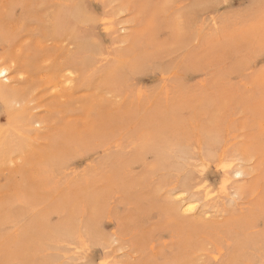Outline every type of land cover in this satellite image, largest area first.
<instances>
[{
    "label": "rangeland",
    "instance_id": "1",
    "mask_svg": "<svg viewBox=\"0 0 264 264\" xmlns=\"http://www.w3.org/2000/svg\"><path fill=\"white\" fill-rule=\"evenodd\" d=\"M259 4L0 0V264H264Z\"/></svg>",
    "mask_w": 264,
    "mask_h": 264
},
{
    "label": "bare ground",
    "instance_id": "2",
    "mask_svg": "<svg viewBox=\"0 0 264 264\" xmlns=\"http://www.w3.org/2000/svg\"><path fill=\"white\" fill-rule=\"evenodd\" d=\"M53 25V24H52ZM104 26H106V25H104ZM108 26V25H107ZM100 27V26H99ZM103 27V26H102ZM113 27V26H112ZM104 28V27H103ZM109 28V27H108ZM70 31V30H69ZM93 40H95V39H93ZM106 44V43H105ZM1 56V55H0ZM6 55H4V57H5ZM102 56V55H101ZM3 56H1V58H0V70H3V71H5V73H6V75L5 76H2V77H0V97H2L3 99L2 100H6L9 104H11V102L12 101H14V100H16L17 98H18V96H20V97H22V98H24L23 100H27V98L26 97H23V95L24 96H26V95H28L29 94V92H28V94H26V92L28 91V90H30L31 89V87H30V89L29 88H27L28 90L25 92V94L23 93V91L24 90H21V88L20 87H18L17 86V84H14V83H12V82H9V74H13L16 70H14V72L13 73H11L12 72V64H10V62H8V61H6V60H4L3 58H2ZM127 58V57H126ZM121 59V58H120ZM123 59V58H122ZM121 59V60H122ZM65 60V59H64ZM124 60V59H123ZM4 62H8L7 64H4ZM62 62V61H61ZM60 62V63H61ZM17 65V64H16ZM62 65V64H61ZM63 66V65H62ZM17 67H19V66H17ZM18 72V71H17ZM130 72H131V69H130ZM20 73V72H19ZM18 73V75H20ZM15 80V79H14ZM18 80V79H17ZM59 80H57V82H58ZM74 81V80H73ZM16 83V82H15ZM73 83V82H72ZM74 84V83H73ZM21 85V84H20ZM29 85V84H28ZM24 86V85H23ZM25 87V86H24ZM29 87V86H28ZM75 89V88H74ZM31 91H32V89H31ZM73 93V92H72ZM32 94V93H31ZM22 98L20 99V100H22ZM31 98V97H30ZM32 98H33V96H32ZM31 98V99H32ZM4 100V101H5ZM30 100V99H29ZM17 101H18V99H17ZM5 103V102H4ZM16 103H18L19 104V101L18 102H16ZM31 103H32V101H31ZM26 104V103H25ZM21 105V104H20ZM27 105V104H26ZM3 106V105H2ZM30 106H32V105H30ZM25 107V106H24ZM33 108H34V106H33ZM4 109V108H3ZM25 109V108H24ZM10 110V109H9ZM28 110V109H27ZM30 110H31V108H30ZM13 111V110H12ZM4 112V111H3ZM14 113H13V115H12V120H13V122H12V124H13V128H14V131H15V135L14 136H11V137H9V138H4L3 140H2V142H1V144H0V154L1 153H5V152H7L9 149H11V148H13V147H15V146H18L20 143V141L22 142V140L21 139H23L22 138V135H23V131L25 130V129H27V127L28 128H32L33 127V124L34 123H38L39 121L37 120V119H35L36 117H34V113L33 114H28L29 112H25L23 109H20V110H15V111H13ZM33 115V116H32ZM9 116V115H8ZM7 116V117H8ZM38 116V115H37ZM39 118V117H38ZM40 119V118H39ZM7 121H9V120H7ZM42 121V120H41ZM7 124V123H6ZM7 126H8V124H7ZM11 126V125H10ZM32 129H37L35 126H34V128H32ZM34 131V130H33ZM35 131H37V130H35ZM34 131V132H35ZM2 133V132H1ZM7 133V132H6ZM36 133V132H35ZM38 133V132H37ZM34 134V133H33ZM33 134H31V135H33ZM1 135V134H0ZM24 135H26V134H24ZM35 136H37L36 134H35ZM28 137V136H27ZM34 137V136H33ZM28 141V140H27ZM28 142H30V141H28ZM29 145V144H28ZM27 145V146H28ZM26 146V147H27ZM240 151H241V148L239 149ZM238 150V151H239ZM237 153V152H236ZM243 162H246V161H243ZM230 163H232V161L230 160V161H228V160H226V161H223L222 160V163H221V166L223 167L224 165L225 166H228V164H230ZM234 167H236V164L234 163ZM234 167H232L234 170H233V172H236V174L237 173H239V175L238 176H240V177H242L245 173H246V170L244 169V168H242V169H235ZM238 167V166H237ZM232 168H231V170H232ZM228 170H230L229 168H227L226 169V171H228ZM247 174V173H246ZM246 176V175H245ZM245 176H243V177H245ZM226 178H228V177H226ZM178 194H179V196H180V198H181V196L182 195H180V194H182V193H184V191H179V192H177ZM177 193H175V194H177ZM174 194V195H175ZM185 195H186V192H185ZM184 197V196H183ZM182 197V198H183ZM176 198V197H175ZM193 199V198H192ZM192 199H190L189 200V198H188V200L187 199H183L184 200V205L183 204H181V205H183V206H180V208L182 207L183 208V210H186V209H188V207H189V205H192V204H195V203H197V200H193L192 201ZM177 200H181V199H177ZM180 203H181V201H179ZM181 208V209H182ZM192 209H194V207L192 208ZM15 221V220H14ZM11 222H13V221H11ZM16 222V221H15ZM14 222V223H15Z\"/></svg>",
    "mask_w": 264,
    "mask_h": 264
},
{
    "label": "snow or ice",
    "instance_id": "3",
    "mask_svg": "<svg viewBox=\"0 0 264 264\" xmlns=\"http://www.w3.org/2000/svg\"><path fill=\"white\" fill-rule=\"evenodd\" d=\"M259 8H260L261 18L264 19V0H260ZM237 18L242 20V19H244V16L238 12ZM5 75H6L5 71L0 70V77L5 76ZM225 167H227V166H225ZM237 175H239V173H237ZM193 207H194L193 205H189V207H188V209H186V211H191ZM102 264H103V262H102Z\"/></svg>",
    "mask_w": 264,
    "mask_h": 264
}]
</instances>
